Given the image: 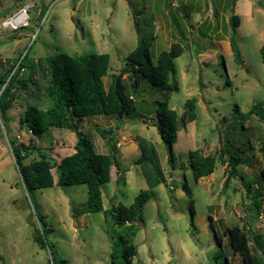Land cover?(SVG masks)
<instances>
[{"label": "rangeland", "instance_id": "obj_1", "mask_svg": "<svg viewBox=\"0 0 264 264\" xmlns=\"http://www.w3.org/2000/svg\"><path fill=\"white\" fill-rule=\"evenodd\" d=\"M0 0L1 15L13 7L30 4V23L19 32L0 30V66L4 69L24 62L20 78L28 88L15 92L7 112V129L0 137V264H49V251L35 242L40 230L32 202L54 230L50 240L59 258L68 264H111V253L123 254L128 245L137 247L134 264H245L242 252L232 248L226 230L240 228L250 255L254 241L249 231L264 236L263 210L254 209L238 178H228L227 164L217 162L215 172L196 180L190 167V152L204 155L221 152L227 141L241 157L239 166L248 180L264 193V120L249 115L258 103L264 105V0ZM181 9L189 16L185 17ZM143 11V12H142ZM216 12V14H215ZM239 16L233 30L230 18ZM6 16V17H8ZM236 38L242 62L235 60L232 38ZM180 44L184 53L176 59L175 81L169 108L179 116L185 103L196 99L197 120L177 133V141L165 143L155 122L157 108L167 90L140 79L139 93L133 92L132 67L127 57L139 46L154 64L163 51ZM109 54L106 91L112 76H119L136 107L131 116L93 117L76 120L99 154L109 145L99 130H111L118 141L117 166L103 194L104 209L131 207L147 191L152 199L141 214L123 225L106 219L104 212L88 213L86 185L35 190L29 196L21 182L9 139L35 147L51 160L60 162L75 152L77 135L52 128L40 137L30 132L24 119L30 106L47 109L45 58ZM8 133V134H7ZM20 137V138H19ZM155 155L166 182L150 189L142 165V151ZM241 151H244L242 153ZM153 155V156H154ZM34 153L25 160H38ZM57 181L56 170L52 171ZM133 225L130 227V225ZM133 233H135L133 235ZM264 258V253L259 251Z\"/></svg>", "mask_w": 264, "mask_h": 264}, {"label": "trees", "instance_id": "obj_2", "mask_svg": "<svg viewBox=\"0 0 264 264\" xmlns=\"http://www.w3.org/2000/svg\"><path fill=\"white\" fill-rule=\"evenodd\" d=\"M260 6L264 8L263 3H260ZM188 16L186 12L185 17L188 18ZM230 23L233 30L238 28L239 16L233 15ZM231 42L235 60L241 63V52L236 38H232ZM183 53L184 48L180 44H174L169 51L160 53L157 63L154 64L148 55L144 56L139 46L127 57L134 77L131 85L133 92L139 93L140 91L141 82L138 74L149 81L152 86L167 90L165 100L158 105L155 126L162 140L170 146L176 143L177 133L181 128H184L188 122L197 120L196 99H190L185 103V113L181 116L169 108L168 94L179 90L174 80L177 72L175 61ZM260 55L264 63V44L260 48ZM45 63L48 76L45 96L51 104L47 109H40L35 105L30 106L26 110L24 119L20 120V124L22 127L27 125L34 137H40L48 130L56 128L75 132L78 140L75 152L57 162L39 152L33 140H30L29 144H19L9 139L22 185L29 196L35 190L52 188L55 183L62 188L86 185L88 189L86 211L88 213L104 212L106 219L112 218L115 224L123 225L132 215L134 219L141 214L152 196L149 192L142 191L131 207L120 206L105 210L103 194L106 185L111 182L112 167L117 166L118 141L111 130H99L101 136L107 139L110 151L108 154H99L88 136L79 130L76 120L101 116L116 117L122 120L119 116L121 113L131 116L136 112V107L127 94V86L122 79V74L127 72V68L123 69L119 76H112V83L106 91L103 79L108 75L109 54L73 56L58 54L46 57ZM25 67L24 62H21L17 69L16 65L8 69L0 66V137L2 136V123L7 129V112L15 100V92L19 90L17 85L22 86L23 90L28 88L27 82L20 78V72ZM252 114H257L264 120V105L261 103L254 105L249 111V115ZM35 152L39 154V159L26 164L25 160ZM241 152L244 153V151ZM260 152L264 158V143L260 147ZM153 155H148L143 148L142 156L136 162L137 165H142L143 175L150 189L166 182V177ZM190 159V167L196 180L212 175L218 161L227 164L230 169L224 188H227L231 179L238 178L254 209L257 213L262 212L264 193L256 187L255 180H248L240 172L239 166L242 164V159L236 154L230 141L225 143L221 152L213 155H204L200 150L191 151ZM53 169L56 170L57 181L52 173ZM262 180L264 181V172H262ZM32 206L40 228L35 236V242L41 249L49 251L51 255L49 264H68L67 260L59 258L50 240V235L54 230L48 225L45 216L39 212L36 204L32 202ZM132 226L131 224L130 227ZM225 233L230 236L232 248L242 252L245 264H264V258L259 255V251L264 253L262 234L255 233L252 229L249 231L255 246L254 255H250L245 235L240 228L229 229ZM137 255V247L132 244L128 245L121 256L116 252L111 253V264H134L132 258Z\"/></svg>", "mask_w": 264, "mask_h": 264}, {"label": "built area", "instance_id": "obj_3", "mask_svg": "<svg viewBox=\"0 0 264 264\" xmlns=\"http://www.w3.org/2000/svg\"><path fill=\"white\" fill-rule=\"evenodd\" d=\"M31 8L32 6L30 4H27L25 6L20 7L19 10L15 12L14 14L8 17H5L0 22V30H8L10 32H19L23 28L27 27L31 19L30 17Z\"/></svg>", "mask_w": 264, "mask_h": 264}, {"label": "water", "instance_id": "obj_4", "mask_svg": "<svg viewBox=\"0 0 264 264\" xmlns=\"http://www.w3.org/2000/svg\"><path fill=\"white\" fill-rule=\"evenodd\" d=\"M236 2H237V0L234 1V4H233V5H235ZM12 11H13V7H12V8H9L8 10H6V11L1 15V18H2V17H6V16H8ZM181 11H182L183 14L186 13V10L181 9ZM119 116H120V118H121V114H120ZM132 219H133V215L130 217V219H129L128 222L132 221Z\"/></svg>", "mask_w": 264, "mask_h": 264}, {"label": "crops", "instance_id": "obj_5", "mask_svg": "<svg viewBox=\"0 0 264 264\" xmlns=\"http://www.w3.org/2000/svg\"><path fill=\"white\" fill-rule=\"evenodd\" d=\"M143 12V11H142Z\"/></svg>", "mask_w": 264, "mask_h": 264}]
</instances>
